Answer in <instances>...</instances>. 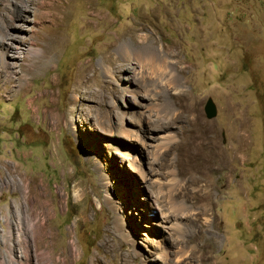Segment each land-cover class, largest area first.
<instances>
[{
  "label": "rangeland",
  "instance_id": "374dc122",
  "mask_svg": "<svg viewBox=\"0 0 264 264\" xmlns=\"http://www.w3.org/2000/svg\"><path fill=\"white\" fill-rule=\"evenodd\" d=\"M0 28L37 50L0 69V249L6 216L14 227L10 211L27 203L13 182L28 177L30 194L50 202L36 206L51 207L67 264H155L145 240L159 229L170 264L184 254V264H264V0H0ZM146 46L160 53L156 74L125 56ZM129 78L150 95L144 104L123 90ZM180 91L198 123L175 102ZM139 111L144 133L133 130ZM214 135L222 156L208 153ZM173 205L187 212L176 231L145 217Z\"/></svg>",
  "mask_w": 264,
  "mask_h": 264
},
{
  "label": "bare ground",
  "instance_id": "6f19581e",
  "mask_svg": "<svg viewBox=\"0 0 264 264\" xmlns=\"http://www.w3.org/2000/svg\"><path fill=\"white\" fill-rule=\"evenodd\" d=\"M23 10H28V7L24 8ZM52 12L49 14H52ZM10 16H11V18H14V19L15 18H22L24 20L31 21V19H28L24 14L15 13V14H12ZM60 16H62V12L57 14V16H55V17L57 18ZM64 18H65V16H62L59 19H64ZM138 29L139 28H134L132 31L129 32L131 39L133 40V42L135 44L147 45V42L150 40V37H143L144 35H141V37H139V35L136 34ZM36 32L37 31L34 30V33H36ZM55 38H57V37H55ZM46 39H47V37H46ZM50 40L51 39H49V41ZM47 43H49V42H47ZM57 43H58V41L56 42V44ZM154 44H155V42H154ZM147 47L148 46H146L145 51L144 50L142 51L140 49H138V50L125 49L124 53H125V56H127V57L129 56V57L137 58L139 63H141L142 67L144 66L145 68L150 69L152 71V73H155L156 72L155 70L156 69L158 70L159 66L162 65L160 63L161 56H160V53H159V55L155 54V52L153 51L154 48L148 47L149 48L148 49ZM34 50H36V49H34ZM34 50L32 47H29V46L24 47L23 46V40L21 37L14 35V33L11 34L9 32H3V29L0 28V69H3V68L9 69V68L13 67V63L17 60V58L20 57V54L25 53V51L34 52ZM166 52H167V50H166ZM108 61L111 62L110 57H108ZM116 67L121 68L122 65L117 64ZM129 69H130L129 67L126 68V70H129ZM179 84H180V82H179ZM134 85H135V83L133 82V80L131 78H129L126 81V83L122 86V88H123V90L128 91L129 94L134 95L135 98L134 97H133V99L131 98L132 99V100L130 99L131 102L136 103V104H144L146 100L150 99V95L146 92L137 90L136 86H134ZM177 101H178V103H180L181 106H183L185 108L186 112L192 114V119L194 120L195 123H198L200 121L201 118H200L198 112H196V109L194 107L193 102H190L189 97L185 93V91H180L177 94V99L175 100V102H177ZM126 107H128V106H126ZM116 112L119 116H124V117H127L126 115L130 113V116H129L130 118L136 114L134 112H129L123 108L121 110L117 109ZM140 114H141V116H139V117L136 115L137 117H136L134 123H135V125H137V128H133V130L135 129V131L137 130V131L141 132V129H143V133H144L147 129L144 127V120H142V118H141L142 113L140 112ZM243 126H244V124H240V128H238L239 132L237 133V136H238L237 140H238L239 145L245 144L244 142L246 139V135L244 133ZM121 132L124 135L126 134L127 135L126 137L130 138L129 141L136 142V140H135V139H137L136 137H131V136H129V134H127L128 132H131L129 129H123ZM138 139H140V138H138ZM123 145H124V148L122 150L123 154H125V156H127V155L129 156L131 153L130 152L131 151L130 145L129 144H123ZM205 145L208 149L209 155H216L217 154V155L222 156L221 149L219 146V141H218V135L212 136L205 143ZM231 148L233 149V147H231ZM239 152H240V146H239L238 150L237 149L235 150V154L237 155ZM131 159H133V161L135 159L137 161V164L134 165ZM131 159H130L131 161L129 160L130 164L132 166H134L137 171H141V165L142 164L137 159V157L135 156V158H131ZM221 163H224L223 159H222ZM7 167H8V169H12L9 166H7ZM176 171H177V172H175L176 175H179L180 171L178 169H176ZM141 175L144 178H146V173H144L143 171H142ZM155 177H157V176H155ZM14 183L21 184V185L25 186L27 189H29L28 193L26 192L28 194L26 197L27 203H26V205H23V203L18 204V205L16 204L17 206H16L15 210L12 209L10 211L11 217L15 218L14 227H13V223L10 220L9 216H6V218H5L4 222H5L7 230H6L5 235H3L2 239H1L2 248L0 249V264H67L68 263V255L66 254V252L60 251L59 253H56L54 251L56 244L54 242L55 240H54V236H53V233L51 231V228L48 226V222L50 221V219H52V216L50 215V211H52L51 207L48 206L49 211H47V210L43 211L40 209V207L36 206L37 203L41 205V204H45L49 201L46 199L44 194H40V195L39 194H36V195L30 194V182H29L28 177H24V179H21L20 181L14 180L13 184ZM158 196L159 195H157V194L152 196V198L154 197L153 201L156 204H157V202H159ZM49 204H50V202H49ZM148 205H151V206H149V208L147 209L146 207ZM152 207H153L152 202H150L147 198H145L144 206L141 210H143L144 213L147 212L150 214L151 212H153ZM172 208H174V209H172V210L167 209V211H165V209H163L162 207H159V210H160V216L159 217H158V215H155V217L150 218L149 214H147V213L145 214V217L147 216L146 218L149 219L148 222H151L153 224H157L159 227H161L163 229L168 228L169 230H175L176 231V230L180 229L182 222L185 220V216H186L187 212L183 210L182 214L180 215L179 213H180L181 208H179V207L175 208L174 205L172 206ZM49 225H50V223H49ZM146 225H148V223H146ZM159 232H160V229H159V231L154 232V237H155L154 239L152 238L151 240H145L146 241L145 247H147V248L152 247L160 253V255H157V257H155L153 260L155 264H170V259L168 258V251L165 248L164 243H163L164 242V235L162 234V232H161V234ZM138 253H140V252H138ZM184 256H185V254L180 255V256H176V260H180L182 262V264H184ZM148 260H152V259L149 258Z\"/></svg>",
  "mask_w": 264,
  "mask_h": 264
},
{
  "label": "water",
  "instance_id": "95a60500",
  "mask_svg": "<svg viewBox=\"0 0 264 264\" xmlns=\"http://www.w3.org/2000/svg\"><path fill=\"white\" fill-rule=\"evenodd\" d=\"M204 112L207 118H212L215 116L216 113V109L215 106L212 102V100H207L205 108H204Z\"/></svg>",
  "mask_w": 264,
  "mask_h": 264
}]
</instances>
